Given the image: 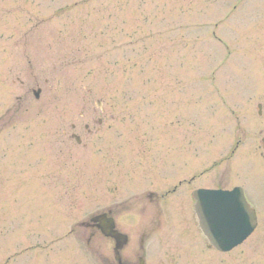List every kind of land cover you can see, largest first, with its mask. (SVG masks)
Instances as JSON below:
<instances>
[{
	"label": "rangeland",
	"instance_id": "rangeland-1",
	"mask_svg": "<svg viewBox=\"0 0 264 264\" xmlns=\"http://www.w3.org/2000/svg\"><path fill=\"white\" fill-rule=\"evenodd\" d=\"M263 136L264 0H0V264H94L73 224L178 179L170 205L223 181L257 226L221 253L165 210L147 264H264Z\"/></svg>",
	"mask_w": 264,
	"mask_h": 264
},
{
	"label": "flooded vegetation",
	"instance_id": "flooded-vegetation-1",
	"mask_svg": "<svg viewBox=\"0 0 264 264\" xmlns=\"http://www.w3.org/2000/svg\"><path fill=\"white\" fill-rule=\"evenodd\" d=\"M70 127L71 129L76 128L74 124H71ZM84 128L86 133H90L88 127L84 126ZM260 141L264 142V136L260 139ZM202 174L203 172L200 173L197 178L199 179ZM221 176L224 177V174ZM193 180L194 178H192L188 184ZM182 185L187 184H184L182 179H178L177 183H175L171 189L169 187L162 190H130V193H128L125 197H122L121 199L118 198L116 202L104 206L101 211L95 213L100 215L99 221L92 219L94 216H90L77 223L75 226L82 231V235L85 240V246L87 247L88 251L95 256V259L99 262L98 264H147L148 256L150 253H154L155 250H159L155 255L162 254L168 257L169 249L163 250L162 248L148 247V245L151 244L148 242V239L150 232L155 229V219L159 217L165 210H168V212L171 214L170 221L172 222V229H174L175 233L178 234L184 230V223L178 221L176 217V210L181 214L184 222L188 224L187 228L190 227L191 219H193L190 208H192L194 203V199L192 197L195 187L194 189L190 188L191 190H187L182 194L183 204L176 206H174L175 202H171V205L169 204L170 196L175 194ZM179 195L180 194L177 196ZM123 214H132L133 216H131V219H136L138 215H141L143 218H148V221L146 223V229L141 231L137 242H133L131 244L129 240L127 244L120 248L117 246L116 249L115 240L102 233V228L106 227L108 218L112 217L114 219L115 228L120 232L129 234V232H132L133 230L134 223L129 224L128 222H123L126 221V218L121 222L119 217ZM74 231L75 227L72 228L70 232L72 233ZM187 246H189V244H187ZM187 250L191 251L192 249L188 248ZM161 264L167 263L164 260L161 262Z\"/></svg>",
	"mask_w": 264,
	"mask_h": 264
},
{
	"label": "water",
	"instance_id": "water-1",
	"mask_svg": "<svg viewBox=\"0 0 264 264\" xmlns=\"http://www.w3.org/2000/svg\"><path fill=\"white\" fill-rule=\"evenodd\" d=\"M40 89L34 91L39 97ZM197 226L200 232L214 248L228 250L235 247L253 230L256 216L246 202L242 190L231 191L199 190L195 205ZM111 227V226H110ZM118 241L124 235L111 230L105 232Z\"/></svg>",
	"mask_w": 264,
	"mask_h": 264
}]
</instances>
